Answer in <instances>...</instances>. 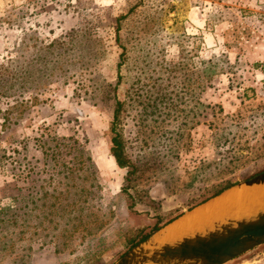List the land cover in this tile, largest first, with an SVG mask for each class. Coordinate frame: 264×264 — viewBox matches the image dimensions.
I'll return each instance as SVG.
<instances>
[{
  "label": "rangeland",
  "instance_id": "rangeland-1",
  "mask_svg": "<svg viewBox=\"0 0 264 264\" xmlns=\"http://www.w3.org/2000/svg\"><path fill=\"white\" fill-rule=\"evenodd\" d=\"M263 63L264 0H0V264H111L264 170Z\"/></svg>",
  "mask_w": 264,
  "mask_h": 264
},
{
  "label": "water",
  "instance_id": "water-1",
  "mask_svg": "<svg viewBox=\"0 0 264 264\" xmlns=\"http://www.w3.org/2000/svg\"><path fill=\"white\" fill-rule=\"evenodd\" d=\"M262 184L264 170L237 181L164 223L111 264H225L263 244L264 206L248 214L224 212L193 227L179 225L195 208L230 188Z\"/></svg>",
  "mask_w": 264,
  "mask_h": 264
},
{
  "label": "trees",
  "instance_id": "trees-1",
  "mask_svg": "<svg viewBox=\"0 0 264 264\" xmlns=\"http://www.w3.org/2000/svg\"><path fill=\"white\" fill-rule=\"evenodd\" d=\"M125 15H121L119 18H124ZM117 78H119V75L117 76ZM122 106L121 101L116 100L115 101V108L113 110V121H112V127L111 130L113 131L114 127L113 125L115 124V120L118 117V113L119 110ZM111 141V145L109 147V152L110 155H112L115 163L122 168H126V173L124 175V184L121 187V190L123 192H126L127 194H130L132 198L131 203L128 205L129 207L132 208L133 204L135 202H143L145 204H148L149 206L153 207L154 210V216H158V211L160 206L158 203H156V201L149 195L148 191L142 189L141 187H138V177H139V172H138V168L137 166L133 163V161H131L124 153L123 150V144H122V140L120 139V135L119 133H114L110 139ZM235 153H233L232 155H230V159L228 160V163H230L234 157H235ZM238 154V153H237ZM214 163H217L216 161H214ZM218 164V163H217ZM223 166V170L226 169L228 166L227 165H222ZM15 180V179H14ZM234 182L230 181L229 179H224L223 181H219L216 183H213L209 189V193L204 195L203 197H201L199 200L194 202V206L198 205L204 201H206L207 199L214 197L218 194H220L223 190H225L226 188L230 187L231 185H233ZM14 185V182H13ZM132 190V193H129ZM129 191V192H128ZM191 208V207H190ZM172 218L167 219L166 222L170 221ZM160 223L159 221L157 222L156 225H154L153 227V231L158 229L161 225H163L164 223ZM149 233H141L139 234L136 238L132 239L129 242L128 248H130L132 245L136 244L138 241L143 240L144 238H146Z\"/></svg>",
  "mask_w": 264,
  "mask_h": 264
},
{
  "label": "bare ground",
  "instance_id": "bare-ground-1",
  "mask_svg": "<svg viewBox=\"0 0 264 264\" xmlns=\"http://www.w3.org/2000/svg\"><path fill=\"white\" fill-rule=\"evenodd\" d=\"M263 206L264 184L230 188L195 208L179 225L193 227L224 212L248 214ZM159 239L155 237V240Z\"/></svg>",
  "mask_w": 264,
  "mask_h": 264
},
{
  "label": "crops",
  "instance_id": "crops-1",
  "mask_svg": "<svg viewBox=\"0 0 264 264\" xmlns=\"http://www.w3.org/2000/svg\"><path fill=\"white\" fill-rule=\"evenodd\" d=\"M264 251H260V253L256 254L255 256L250 255H239L225 264H264V257L262 255Z\"/></svg>",
  "mask_w": 264,
  "mask_h": 264
},
{
  "label": "built area",
  "instance_id": "built-area-1",
  "mask_svg": "<svg viewBox=\"0 0 264 264\" xmlns=\"http://www.w3.org/2000/svg\"><path fill=\"white\" fill-rule=\"evenodd\" d=\"M259 78L262 80V82L264 83V63L262 64L261 68H260V73H259Z\"/></svg>",
  "mask_w": 264,
  "mask_h": 264
}]
</instances>
